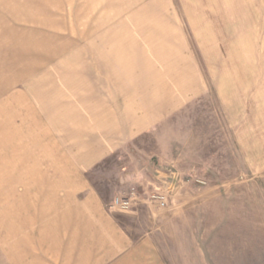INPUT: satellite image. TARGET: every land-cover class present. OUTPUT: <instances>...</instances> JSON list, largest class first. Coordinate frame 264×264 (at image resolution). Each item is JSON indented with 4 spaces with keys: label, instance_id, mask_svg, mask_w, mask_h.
Instances as JSON below:
<instances>
[{
    "label": "rangeland",
    "instance_id": "374dc122",
    "mask_svg": "<svg viewBox=\"0 0 264 264\" xmlns=\"http://www.w3.org/2000/svg\"><path fill=\"white\" fill-rule=\"evenodd\" d=\"M166 1L173 5L171 16L189 30L201 88L188 91L183 108L161 127V177H169V183L158 177L149 135L87 172L86 183L98 192L113 223L105 227L93 260L264 264V0ZM96 2L0 0V17L16 29L17 43L37 35L39 58H47L51 44L61 48L59 35H70L69 59L76 61L78 42L72 37L87 29L85 12L93 17L90 6ZM102 2L105 13L110 3ZM51 35L58 43L46 42ZM54 65L59 66L56 58ZM20 192L26 191L14 180L0 186V257L13 237L6 234L13 213L30 210L28 201L18 202ZM132 193L129 210L111 207ZM156 195L164 197V206L153 199ZM147 209L156 213H129ZM71 238L82 242L84 236ZM105 239L119 244L116 252L103 247ZM76 249L55 247L44 255L45 264H82L77 257L83 252Z\"/></svg>",
    "mask_w": 264,
    "mask_h": 264
},
{
    "label": "crops",
    "instance_id": "0c3cea01",
    "mask_svg": "<svg viewBox=\"0 0 264 264\" xmlns=\"http://www.w3.org/2000/svg\"><path fill=\"white\" fill-rule=\"evenodd\" d=\"M96 1L93 17L85 12L87 29L72 37L76 61L69 59L70 35H59L61 48L51 44L39 58L37 35L17 43L16 29L0 17V186L14 180L26 191L17 201L30 204L29 213H13L0 264H45L44 255L60 246L82 250L80 263L91 264L113 223L84 177L146 135L158 177L170 181L161 177V127L183 108L188 91L201 88L189 30L166 0H105V13L103 0ZM54 38L46 42L58 43ZM105 240L103 247L116 252L119 244Z\"/></svg>",
    "mask_w": 264,
    "mask_h": 264
},
{
    "label": "built area",
    "instance_id": "2783aa9c",
    "mask_svg": "<svg viewBox=\"0 0 264 264\" xmlns=\"http://www.w3.org/2000/svg\"><path fill=\"white\" fill-rule=\"evenodd\" d=\"M134 198V194L132 193L130 196H125L122 198H116V200L111 204V207L114 209H121V210H129L131 207V200ZM153 199H155L160 206H164V197L156 195L153 196Z\"/></svg>",
    "mask_w": 264,
    "mask_h": 264
}]
</instances>
